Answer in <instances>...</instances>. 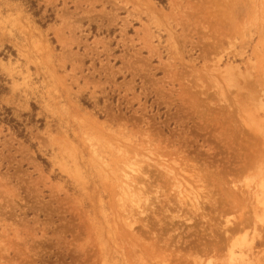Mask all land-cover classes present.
<instances>
[{"label": "rangeland", "instance_id": "374dc122", "mask_svg": "<svg viewBox=\"0 0 264 264\" xmlns=\"http://www.w3.org/2000/svg\"><path fill=\"white\" fill-rule=\"evenodd\" d=\"M262 90L264 0H0V264H264Z\"/></svg>", "mask_w": 264, "mask_h": 264}, {"label": "bare ground", "instance_id": "6f19581e", "mask_svg": "<svg viewBox=\"0 0 264 264\" xmlns=\"http://www.w3.org/2000/svg\"><path fill=\"white\" fill-rule=\"evenodd\" d=\"M228 73H229V72H228ZM231 74H232V72H231ZM262 92H264V91L262 90ZM263 95H264V94H263ZM254 99H255V98H254ZM257 105H259V104H257ZM262 105H263V103H262ZM255 142H256V141H255ZM252 144H254V143H252ZM256 144H257V143H256ZM254 145H255V144H254ZM244 147H245V146H244ZM245 149H246V148H245ZM257 149H258V148H257ZM176 151H177V150H176ZM175 153H176V152H175ZM186 161H187V160H186ZM246 161H247V160H246ZM177 162H178V161H177ZM177 162H176V163H177ZM138 163H139V161H138ZM140 163H141V162H140ZM133 164H134V163H133ZM136 164H137V163H136ZM191 164H192V163H191ZM159 165H160V164H159ZM179 165H180V164H179ZM192 165H193V164H192ZM127 167H128V166H127ZM127 167H126V168H127ZM140 167H141V166H140ZM140 167H138V168H140ZM194 167H195V166H194ZM128 168H129V167H128ZM138 168H133V169H130V170H131V172H137V171H140V169H138ZM191 169H192V168H191ZM125 170H126V169H125ZM130 170H129V171H130ZM195 170H196V169H195ZM120 171H122V169H121ZM196 171H197V170H196ZM126 172H127V171H126ZM142 172H143V171H142ZM167 172H168V171H167ZM199 172H200V171H199ZM122 173H124V172H122ZM162 173H163V172H162ZM127 174H128V173H127ZM129 175L131 176L130 173H129ZM122 176H123V175H122ZM195 176H196V175H195ZM196 177H197V176H196ZM200 179H201V178H200ZM205 179H206V178H205ZM198 181H199V180H198ZM206 185H207V184H206ZM127 186H128V185H127ZM118 187H119V186H118ZM128 187H129V186H128ZM229 187H230V186H229ZM229 187H228V188H229ZM137 188H138V187H137ZM230 188H231V187H230ZM233 188H235V187H233ZM121 189H122V187H121ZM128 189H129V188H128ZM203 189H204V188H203ZM119 190H120V189H119ZM137 190H138V189H137ZM226 190H227V189H226ZM233 190H234V189H233ZM233 190H232V191H233ZM122 191L125 192V191H126V188H125V190H122ZM132 191H133V190H132ZM204 191H206V190H204ZM222 191H223V190H222ZM224 191H225V190H224ZM224 191H223V192H224ZM232 191H231V192H232ZM136 192H137V191H136ZM139 192H140V191H139ZM207 192H208V191H207ZM225 192H227V191H225ZM225 192H224V194H225ZM235 192H236V191H235ZM128 193H129V192H128ZM133 193H134V191H133ZM236 193H237V192H236ZM129 194H130V193H129ZM192 194H193V193H192ZM204 194H205V193H204ZM206 194H207V193H206ZM132 195H133V194H132ZM202 195H203V194H202ZM218 195H219V194H218ZM225 195H226V194H225ZM125 196H127V194H125ZM208 196H209V195H208ZM181 197H183V196H181ZM227 197H231V195H230V196H227ZM132 198H133V196H132ZM155 198H156V197H155ZM190 198H191V197H190ZM205 198H206V197H205ZM136 199H137V198H136ZM146 199H147V198H146ZM183 199H184V197H183ZM192 199H193V198H192ZM194 199H195V197H194ZM139 200H141V199H138V200H136V201H139ZM147 200H148V199H147ZM159 200H160V198H159ZM159 200H158V201H159ZM188 200H189V199H187V201H188ZM195 200H196V199H195ZM228 200H229V199H228ZM259 200H260V199H259ZM261 200H262V199H261ZM198 201H199V199H198ZM229 201H231V200H229ZM229 201H228V202H229ZM134 203H135V201H134ZM143 203H144V202H143ZM194 203H195V201H194ZM224 203H225V202H224ZM230 203H231V202H230ZM130 204H131V203H130ZM168 204H170V203H168ZM171 204H173V203H171ZM233 204H234V203H233ZM136 205H138V204L136 203ZM188 205H189V204H188ZM191 205H192V204H191ZM197 205H198V204H197ZM143 206H144V205H143ZM189 206H190V205H189ZM202 206H203V205H202ZM130 207H131V206H130ZM190 207H191V206H190ZM196 207H197V206H196ZM203 207H204V206H203ZM175 208H176V207H175ZM179 208H180V207H179ZM131 209H133V208H131ZM189 209H190V208H189ZM191 209H193V207H192ZM164 210H165V209H164ZM184 210H185V209H184ZM184 210H183V211H184ZM236 210H237V208H236ZM238 210H239V209H238ZM251 212H252V211H251ZM178 214H180V213H178ZM178 214H177V215H178ZM205 214H206V213H205ZM254 214H256V213L254 212ZM180 215H181V214H180ZM243 215H244V214H243ZM187 216H188V215H187ZM192 216H193V215H192ZM256 216H258V215H256ZM178 217H179V216H178ZM237 217H239V216H237ZM242 217H243V216H242ZM252 217H253V216H252ZM261 217H262V216L259 215V219H260ZM190 218H191V217H190ZM240 218H241V217H240ZM240 218H238V219H240ZM251 219H252V218H251ZM256 219H258V218H256ZM203 220H204V219H203ZM253 220H254V219H253ZM260 220H262V219H260ZM187 221H188V220H187ZM241 221H243V220H241ZM248 221H249V218H248ZM254 221H255V220H254ZM254 221H252V224H253V225H255V223H256V222L253 223ZM227 222H228V221H227ZM262 222H263V220H262ZM262 222H260V223H262ZM240 225H241V223H240ZM240 225H239V226H240ZM171 226H172V225H171ZM242 226H243V225H242ZM242 226H240V227H242ZM228 227H229V226H228ZM230 227H231V226H230ZM240 227H239V228H240ZM225 228H226V227H225ZM230 229H231V228H230ZM230 229H229V230H230ZM234 229H235V228H234ZM240 229H241V228H240ZM225 230H226V229H225ZM227 230H228V228H227ZM226 234H227V233H226ZM257 234H258V233H257ZM254 235H255V234H254ZM158 239H159V238H158ZM223 239H224V238H223ZM220 241H221V239H220ZM155 242H156V241H155ZM217 242H218V241H217ZM262 242H263V241H262ZM218 243H219V242H218ZM259 243H260V242H259ZM215 244H216V243H215ZM251 244H252V243H251ZM255 244H256V243H255ZM223 245H224V243H223ZM220 246H222V244H221ZM152 247H153V246H152ZM154 247H156V246H154ZM222 247H223V246H222ZM216 248H218V247H216ZM203 249H204V248H203ZM208 249H209V248H208ZM161 251H162V250H161ZM202 252H203V251H202ZM170 253H171V252H170ZM208 254H209V253H208ZM208 254H207V255H208ZM172 255H173V254H172ZM192 255H193V254H192ZM165 256H166V255H165ZM185 256H186V255H185ZM188 256H189V255H188ZM201 256H202V255H201ZM201 256H200V257H201ZM194 257H195V256H194ZM194 257H193V258H194ZM198 257H199V256H198ZM166 258H167V257H166ZM192 261H193V260H192ZM205 262H206V261H205ZM213 262H214V261H213ZM197 263H198V262H197ZM194 264H195V263H194ZM205 264H206V263H205Z\"/></svg>", "mask_w": 264, "mask_h": 264}, {"label": "trees", "instance_id": "16d2710c", "mask_svg": "<svg viewBox=\"0 0 264 264\" xmlns=\"http://www.w3.org/2000/svg\"><path fill=\"white\" fill-rule=\"evenodd\" d=\"M28 1H30V3L32 2V0H28Z\"/></svg>", "mask_w": 264, "mask_h": 264}]
</instances>
